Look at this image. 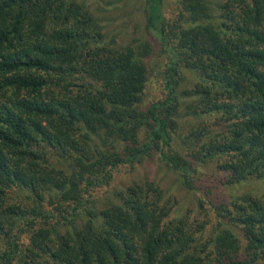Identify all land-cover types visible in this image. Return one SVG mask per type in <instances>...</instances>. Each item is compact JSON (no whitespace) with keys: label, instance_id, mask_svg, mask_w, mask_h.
Here are the masks:
<instances>
[{"label":"trees","instance_id":"1","mask_svg":"<svg viewBox=\"0 0 264 264\" xmlns=\"http://www.w3.org/2000/svg\"><path fill=\"white\" fill-rule=\"evenodd\" d=\"M144 1L121 43L90 0H0V264H264V0ZM152 152L192 206L147 178L95 205Z\"/></svg>","mask_w":264,"mask_h":264},{"label":"rangeland","instance_id":"2","mask_svg":"<svg viewBox=\"0 0 264 264\" xmlns=\"http://www.w3.org/2000/svg\"><path fill=\"white\" fill-rule=\"evenodd\" d=\"M217 3L220 0H209ZM144 0H103L99 3L90 0L89 10L102 19L105 31L110 36H116L121 43H127L133 39L144 36ZM176 0H164V12L166 17H170L176 9ZM168 54L163 47L157 45L154 54L149 58V75L146 83L144 103L159 100L165 97L166 91L164 87V72ZM181 82V81H180ZM187 83L181 82L179 89H183ZM212 163L204 165L201 169L205 173L212 171ZM208 180L213 175L206 176ZM147 178L156 181L167 195L174 197L179 203L192 206L193 199L189 196V192L177 183L176 174L172 169L164 166L158 158L157 152H152L141 163H135L132 166H121L114 170L109 188H98L94 192L95 205L100 208L107 190L112 188L121 189L134 181H140ZM259 183H251L248 185H238L235 187L222 188V195L226 196L230 193L240 192L241 189H252ZM220 193V192H219ZM220 193V194H221Z\"/></svg>","mask_w":264,"mask_h":264}]
</instances>
